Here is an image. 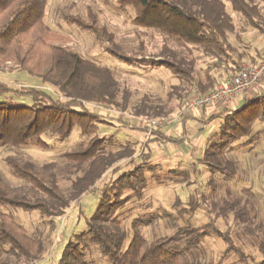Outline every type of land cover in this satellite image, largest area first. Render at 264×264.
Returning a JSON list of instances; mask_svg holds the SVG:
<instances>
[{"label":"trees","instance_id":"trees-1","mask_svg":"<svg viewBox=\"0 0 264 264\" xmlns=\"http://www.w3.org/2000/svg\"><path fill=\"white\" fill-rule=\"evenodd\" d=\"M99 1L122 14L125 25L130 24L141 33L159 34V46L150 50L139 41L135 49H128L99 23L98 15L90 7L84 17L67 15L63 20L102 41L105 51L127 66L169 71L178 84L170 87L167 100L174 99L178 106L183 107L194 91L212 90L236 72L240 63L258 62L259 58L248 52L250 44L244 42V35L254 32L264 39V0ZM46 4L47 0H0V67L12 64L42 85L10 87L0 82V148L46 147L43 136L64 141L74 128L79 129L84 140L58 155L64 162L61 170L56 161L37 165L31 160L7 158L13 176L25 184L9 187L0 175V264H27L44 252L42 238L28 236L3 208L37 211L54 220L87 194L100 195L99 205L90 218H85L86 230L66 243L57 264H89L85 251L89 252L90 247L108 264H199L191 260L193 250L212 232L211 224L181 226L171 235L148 240L141 229L153 226L154 218H137L131 222L132 237L127 241L126 233L113 217L121 200L118 192L109 193L114 188L112 177H116L120 187L131 190L134 180L145 184L142 165L150 159L149 144L177 145L185 137L152 130L148 143L138 154L130 145L111 150L112 135H100V128L112 127L114 121L129 128L131 123L126 115L149 122L168 116L170 109L160 98L147 94L133 102L134 92L120 83L117 70L60 45L58 36L44 22ZM21 97L31 102L15 100ZM260 101V116L264 120V91L246 98L236 109L201 120L208 125L218 119L220 134L198 162L220 172L233 171V163L222 162L219 157L250 130L249 125L258 115L244 121L248 114L244 109ZM88 105L115 110L118 117L97 114ZM189 119L183 117L181 124ZM146 127L142 130L148 132ZM124 166L133 167L120 173ZM59 171L69 183L66 191L59 184ZM236 202H224L217 217L232 210ZM257 250L263 257L249 260L252 264H264V238ZM234 251L246 258L239 248L234 247ZM3 257H12L14 261L4 262Z\"/></svg>","mask_w":264,"mask_h":264},{"label":"rangeland","instance_id":"rangeland-1","mask_svg":"<svg viewBox=\"0 0 264 264\" xmlns=\"http://www.w3.org/2000/svg\"><path fill=\"white\" fill-rule=\"evenodd\" d=\"M87 7L98 15L99 23L114 33L117 41L128 49H135L139 41L148 45L150 50L156 49L161 36L157 33H141L130 24L125 25L123 21L126 18L122 14L114 7L104 6L99 0H47L44 22L49 30L58 36L57 41L60 45L68 46L83 57L117 70L120 74V83L127 85L134 92L133 102L139 101L147 94L152 98H160L170 109L168 116L155 118L149 122L132 119L126 115V120L132 126L124 128L114 121L108 133H99L112 135L111 150L130 145L139 154L150 137V134L142 129L147 126L149 131L152 121H172L167 127L154 125L153 130L168 132L179 130L183 117L177 116L182 106H178L174 99L167 100L170 87L178 82L169 71L162 68L139 69L125 65L105 51L102 41L63 20L67 15L84 17ZM244 42L250 44L248 50L250 55L260 60L264 53V39L254 32H248L244 35ZM0 82L10 87H42L38 79L19 71L12 64L0 67ZM15 100L19 103L31 102L25 97ZM262 101L244 109V112L248 113L244 121L257 115L258 117L249 125L250 130L229 149L223 150L219 157L222 162L226 160L232 162L233 171L220 172L198 162L205 150L219 137L220 121L215 120L208 125L191 121L190 127L195 130L191 131L183 143L164 146L149 144L150 159L142 165L145 184L139 185L134 180L131 190L125 186L120 187L116 177H112L110 182L114 188L109 193L118 192L121 200V205L115 210L113 217L119 223L120 230L126 233L127 241L132 237L131 222L134 219L153 217L154 225L141 229V233L148 240L171 235L181 226L211 224L212 232L201 241L198 249L193 250L194 257L191 260L196 263L252 264L249 259L260 260L263 257L257 250L259 242L264 238V120L260 116ZM88 108L103 116L118 117L115 110L110 111L97 105H88ZM192 133L194 136L201 133L200 144H197V140H192ZM42 139L46 147L30 145L21 148H0V175L9 187H20L25 183L13 176L6 164L7 158L31 160L37 165L56 161L60 164L61 170L64 162L58 155L79 145L84 136L80 134L78 128H74L64 141L51 136H43ZM132 167L124 166L120 173L129 171ZM108 177L109 173L106 174V178ZM59 184L64 191L69 187L61 171ZM236 200V206L232 210L224 216L217 217L216 213L224 202ZM99 201L100 195H84L78 202L72 203L62 217L54 220L40 215L37 211L25 212L8 207L3 210L24 228L28 236L42 238L44 252L27 264H57L66 243L73 240L74 235L86 230L85 218H90L95 213ZM218 233L225 236L219 237ZM234 247L239 248L240 253L246 258H241L240 254L234 251ZM190 256L192 254H189V258ZM85 259L89 264H108L93 247H90L89 252L85 251ZM2 260L9 263L14 261L12 257H3Z\"/></svg>","mask_w":264,"mask_h":264},{"label":"built area","instance_id":"built-area-1","mask_svg":"<svg viewBox=\"0 0 264 264\" xmlns=\"http://www.w3.org/2000/svg\"><path fill=\"white\" fill-rule=\"evenodd\" d=\"M260 85H264V54L254 65L240 63L239 69L236 72L223 82L215 85L209 92L194 91L181 108L177 118L187 116L194 111L212 106L218 102L228 104L237 96L249 94ZM171 124L172 121L167 120L152 121L149 125L148 135L153 130L152 127L154 125L167 127Z\"/></svg>","mask_w":264,"mask_h":264},{"label":"crops","instance_id":"crops-1","mask_svg":"<svg viewBox=\"0 0 264 264\" xmlns=\"http://www.w3.org/2000/svg\"><path fill=\"white\" fill-rule=\"evenodd\" d=\"M262 91H264V85H260L259 87L255 88L249 94L237 96L235 99H233L228 104H223L222 102H218V103H216V104H214L212 106L203 108L201 110L194 111L192 114L184 116V117H190L191 119L187 120V122L184 123L183 125L179 124V130H178L179 132L175 131V130H172L174 132L171 131L170 133H172V134H174L176 136H178L180 134H184L185 141H186V138L189 137L191 131L194 132V130H195V129L193 130L190 127V122L191 121L199 122L201 124V120L206 119L207 117H209V115L214 114V113H219V112H222V111H225V110L236 109V108L240 107L244 103V100L246 98H249V97H251V96H253L255 94L261 93ZM216 120H218V119H216ZM187 129H188V132H187ZM199 129L200 128H198V130ZM109 131H110V127H101L100 128V132H104V133L107 132L108 133ZM192 135H193V133H192ZM201 136H202L201 133L198 134L197 136L193 135V137H192L193 139L192 140H197L198 141L197 144H200L201 141H202V137ZM152 143H155V142H152ZM155 144H157V143H155ZM159 146H164V145H159Z\"/></svg>","mask_w":264,"mask_h":264}]
</instances>
